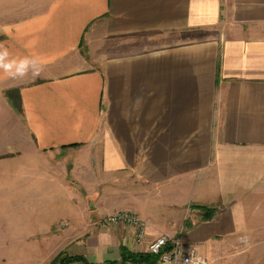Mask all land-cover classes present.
I'll list each match as a JSON object with an SVG mask.
<instances>
[{
  "label": "crops",
  "instance_id": "crops-1",
  "mask_svg": "<svg viewBox=\"0 0 264 264\" xmlns=\"http://www.w3.org/2000/svg\"><path fill=\"white\" fill-rule=\"evenodd\" d=\"M0 31L44 64L0 73V264H47L75 231L92 264L138 252L89 222L118 209L208 260L264 240V0H43ZM188 204L217 211L181 232Z\"/></svg>",
  "mask_w": 264,
  "mask_h": 264
},
{
  "label": "rangeland",
  "instance_id": "rangeland-1",
  "mask_svg": "<svg viewBox=\"0 0 264 264\" xmlns=\"http://www.w3.org/2000/svg\"><path fill=\"white\" fill-rule=\"evenodd\" d=\"M42 2L43 0H0V30L1 27L5 28V26L15 22L17 19H21L22 17L29 15L32 12L38 10ZM3 36L4 35H2L0 31V39ZM9 90L4 89L3 93L7 98L9 105L12 108L14 114L17 116L19 120H21V113L17 111V109L13 104V101H11L9 97L6 95ZM10 92L14 93V90H11ZM10 156H12V154L0 155V161L5 160ZM3 177L4 176H2V178ZM200 207L201 206L197 204H190V205L188 204V206L184 210L185 219L183 221L181 232H184L186 231V229L190 228L192 225L191 222H195L201 219L204 215H206L203 213L200 214L198 213V210L200 211L199 209ZM116 211H120V210L118 209L109 212L106 211L105 213L100 215L92 213V215L89 217V222L93 225L94 228L100 230L101 229L105 230L114 225H124L120 223L108 224L106 222L103 223L100 222L101 220H103L105 216H108L109 214L114 213ZM74 233L76 234V231ZM75 234L72 236L71 239H67L64 242H62V244L56 250V253L50 258L48 263L60 252H66L69 255L83 256L86 261L92 264V262L85 256L84 253L80 254L79 252L73 253V251H69L76 245L80 246L79 244L81 242L79 240L83 236L81 234V237H78V235ZM149 240L151 239H149V235H147V239L145 242H148ZM130 245L135 246L134 242L132 241V237L130 240ZM141 247L145 249L146 246L144 244ZM113 259L114 258H111L106 261L99 259V262H101V264H112V262L113 264H119L120 255L119 257L115 258V260ZM208 261L210 264H264V240H253L246 232H238L232 236L231 240H226L224 242L219 241L217 247L213 249L212 255L209 256ZM83 262H75L72 264H83ZM130 264H137V262H132Z\"/></svg>",
  "mask_w": 264,
  "mask_h": 264
},
{
  "label": "built area",
  "instance_id": "built-area-1",
  "mask_svg": "<svg viewBox=\"0 0 264 264\" xmlns=\"http://www.w3.org/2000/svg\"><path fill=\"white\" fill-rule=\"evenodd\" d=\"M101 223L106 222L108 224H124L132 230V241L135 244V248H141L138 252H147L152 254H160L158 264H199L203 261V264H210L208 259L199 253L191 244L183 243L180 239H172L162 234L154 239L145 242L147 239V222L134 212L127 210H120L105 216ZM145 244V249L142 248ZM170 245L169 250L163 251V249ZM137 264H143L138 262Z\"/></svg>",
  "mask_w": 264,
  "mask_h": 264
},
{
  "label": "trees",
  "instance_id": "trees-1",
  "mask_svg": "<svg viewBox=\"0 0 264 264\" xmlns=\"http://www.w3.org/2000/svg\"><path fill=\"white\" fill-rule=\"evenodd\" d=\"M11 90L7 92V96L11 101H13V104L18 112L21 113V105L19 98L16 97V91L15 93H11ZM201 213L206 214L204 215L200 221H207L210 220L215 212L217 211L213 207H204L201 206L200 208ZM171 248L170 245H167L163 251L169 250ZM120 262L119 264H130L132 262H141L143 264H158L160 254H152L147 252H132L130 250L125 249V247L120 248ZM85 261V262H83ZM75 262H83V264H90V262L86 261L83 256L79 255H69L66 252H60L57 254L48 264H72ZM113 264V262H112Z\"/></svg>",
  "mask_w": 264,
  "mask_h": 264
},
{
  "label": "clouds",
  "instance_id": "clouds-1",
  "mask_svg": "<svg viewBox=\"0 0 264 264\" xmlns=\"http://www.w3.org/2000/svg\"><path fill=\"white\" fill-rule=\"evenodd\" d=\"M43 61L37 55L14 56L9 48L0 42V73L13 80H23L29 76L39 78L43 71ZM189 264V262H185ZM199 264H203L200 261Z\"/></svg>",
  "mask_w": 264,
  "mask_h": 264
}]
</instances>
